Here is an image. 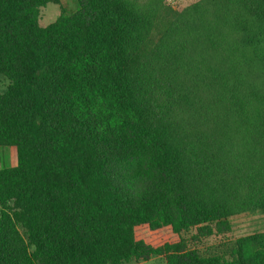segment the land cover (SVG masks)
Returning a JSON list of instances; mask_svg holds the SVG:
<instances>
[{
  "label": "trees",
  "instance_id": "obj_1",
  "mask_svg": "<svg viewBox=\"0 0 264 264\" xmlns=\"http://www.w3.org/2000/svg\"><path fill=\"white\" fill-rule=\"evenodd\" d=\"M61 1L0 0V149L17 151V165L0 168V264H264V233L219 253L198 248L225 235L240 206L223 198L228 177L210 183L217 168L230 173L224 144L180 113L204 105L199 91L223 87L252 153L245 207L264 210V91L242 94V78L232 85L226 68L197 61L230 52L243 35L236 14L260 22L264 0L196 1L159 40L163 0H76L42 27L41 9ZM253 45L263 50L264 31Z\"/></svg>",
  "mask_w": 264,
  "mask_h": 264
},
{
  "label": "rangeland",
  "instance_id": "obj_2",
  "mask_svg": "<svg viewBox=\"0 0 264 264\" xmlns=\"http://www.w3.org/2000/svg\"><path fill=\"white\" fill-rule=\"evenodd\" d=\"M196 1L199 0H163V2L160 3V6L155 8L153 34L154 37L156 36V40H159L166 34V23L175 12L185 10L195 4ZM219 2L221 1H215L213 6H219ZM205 5L206 4H203L202 8ZM260 5L261 1H255L254 6L256 8ZM76 9V0H62L60 3L48 4L40 11L39 23L42 27H46L55 23L61 16L62 12H72ZM258 10L264 12V5ZM256 15L257 13H251L246 10L236 14V22L238 28L243 32V35L232 41L230 52H235L234 55L227 52L220 53L216 57L213 52L208 50V48L210 49L211 47L210 45L208 47L207 44H202L200 48H202L203 53H205L204 51L206 50H208V52L204 57L199 56L197 60L203 66L208 65L206 72L211 71L212 68H214L212 66L215 64L226 68L228 74L232 76L226 80V82L230 81L231 83L228 82L230 84L233 83V77L242 78L245 83L244 90L241 91L242 94L250 92V86L254 85L256 88L259 87L261 91H264V87H262L264 85V47H262L263 50L261 51H256L255 47H253L260 32L264 31V20L260 17L262 21L259 19L260 22H258ZM232 47L236 49H233ZM228 58L232 59V62H228ZM239 59L240 68L239 71H237L235 64ZM212 81L213 80H210L209 83ZM6 86L7 83L0 78V91H4ZM210 88L211 89L209 90V88L206 87L202 91H199V96L201 95L205 99L204 105L201 107L186 106L185 110L180 109V113L182 114L181 118H183L187 126L192 122L194 118L193 115L201 118L202 123H200V126L204 124V119L205 125H207L206 127H203L204 136L208 137L211 141L214 139L218 143L224 144L221 152V161L224 162H221V165L225 168H230V173H224V168H217L218 171L216 172L215 177L211 171L206 180L210 181L211 178L214 177L210 183H213L214 187H218L219 185H224V179L228 177L231 186L226 190L223 198L228 197L227 200L231 203L237 202L235 206L240 207L233 209L234 213L230 218L231 228L225 233V235L210 237L203 240L201 244L198 245V248L205 254L219 253L224 249V244L242 236L264 233V210L245 207L248 202H250L247 192L249 188L246 187L248 181V179H246V171H249V168L253 164L252 153H250L248 145L247 127L244 121L240 119V114H235V104H233L232 100L228 98L227 100H222L218 97V94H222L223 87L219 84H214ZM194 90L196 91L195 88ZM226 90L230 95L229 89L226 88ZM232 116L238 121H235ZM200 126L199 129H201ZM230 163L233 165L228 166ZM16 165V149L14 147L0 149V168H10ZM132 264H167V262L163 257L158 256L153 257L149 261Z\"/></svg>",
  "mask_w": 264,
  "mask_h": 264
}]
</instances>
